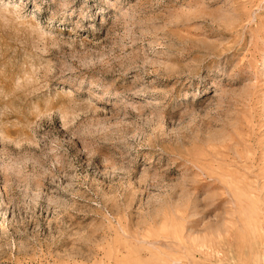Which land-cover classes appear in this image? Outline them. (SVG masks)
I'll return each instance as SVG.
<instances>
[{"label":"rangeland","instance_id":"obj_1","mask_svg":"<svg viewBox=\"0 0 264 264\" xmlns=\"http://www.w3.org/2000/svg\"><path fill=\"white\" fill-rule=\"evenodd\" d=\"M0 264H264V0H0Z\"/></svg>","mask_w":264,"mask_h":264}]
</instances>
